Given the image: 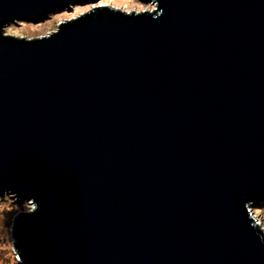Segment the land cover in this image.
I'll list each match as a JSON object with an SVG mask.
<instances>
[{
  "label": "water",
  "instance_id": "obj_1",
  "mask_svg": "<svg viewBox=\"0 0 264 264\" xmlns=\"http://www.w3.org/2000/svg\"><path fill=\"white\" fill-rule=\"evenodd\" d=\"M0 0V194L20 264H264V0ZM97 2L98 0H80Z\"/></svg>",
  "mask_w": 264,
  "mask_h": 264
},
{
  "label": "rangeland",
  "instance_id": "obj_2",
  "mask_svg": "<svg viewBox=\"0 0 264 264\" xmlns=\"http://www.w3.org/2000/svg\"><path fill=\"white\" fill-rule=\"evenodd\" d=\"M106 6L119 8L123 11H145L156 8L151 2L145 0H98L97 2L78 1L71 4L64 10L52 13L42 22H19L6 28V33L16 37L37 38L45 36L57 30L60 23L76 18L93 9V6ZM25 206V210L21 207ZM31 202L23 204L16 203L10 195L0 194V264H20L15 248L13 238V220L15 217L24 212L32 210ZM251 212L264 228V202L252 206Z\"/></svg>",
  "mask_w": 264,
  "mask_h": 264
},
{
  "label": "trees",
  "instance_id": "obj_3",
  "mask_svg": "<svg viewBox=\"0 0 264 264\" xmlns=\"http://www.w3.org/2000/svg\"><path fill=\"white\" fill-rule=\"evenodd\" d=\"M21 209H22V210H25L26 208H25V206H23V207H21Z\"/></svg>",
  "mask_w": 264,
  "mask_h": 264
}]
</instances>
